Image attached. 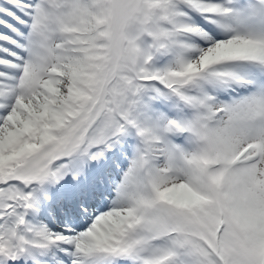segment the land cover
Masks as SVG:
<instances>
[{
  "label": "snow or ice",
  "instance_id": "snow-or-ice-1",
  "mask_svg": "<svg viewBox=\"0 0 264 264\" xmlns=\"http://www.w3.org/2000/svg\"><path fill=\"white\" fill-rule=\"evenodd\" d=\"M0 264H264V0H0Z\"/></svg>",
  "mask_w": 264,
  "mask_h": 264
}]
</instances>
